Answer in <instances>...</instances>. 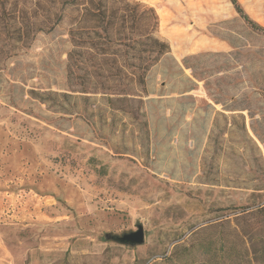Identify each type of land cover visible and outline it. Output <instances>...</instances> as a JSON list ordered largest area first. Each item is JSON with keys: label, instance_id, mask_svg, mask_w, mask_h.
<instances>
[{"label": "rangeland", "instance_id": "rangeland-1", "mask_svg": "<svg viewBox=\"0 0 264 264\" xmlns=\"http://www.w3.org/2000/svg\"><path fill=\"white\" fill-rule=\"evenodd\" d=\"M135 1L169 53L113 104L67 74L64 25L3 31L38 0L5 4L0 264H264V36L230 0ZM237 1L264 28V0ZM137 225L140 246L107 239Z\"/></svg>", "mask_w": 264, "mask_h": 264}, {"label": "trees", "instance_id": "trees-1", "mask_svg": "<svg viewBox=\"0 0 264 264\" xmlns=\"http://www.w3.org/2000/svg\"><path fill=\"white\" fill-rule=\"evenodd\" d=\"M7 1L0 2V21L11 12L6 9ZM230 3L251 29L264 36V28L244 14L237 0ZM37 5L40 15L33 10L26 14L27 21L21 26L7 23L3 31L16 42L30 45L37 34H50L64 25L71 46L67 53V74L69 77L79 74L81 93L100 91L110 104L140 98L133 88L144 92L148 72L169 53V45L155 36L159 25L155 10L138 1L38 0ZM15 12L20 16V10ZM21 15L25 16L22 12ZM30 95L46 104L55 94L30 92Z\"/></svg>", "mask_w": 264, "mask_h": 264}, {"label": "water", "instance_id": "water-1", "mask_svg": "<svg viewBox=\"0 0 264 264\" xmlns=\"http://www.w3.org/2000/svg\"><path fill=\"white\" fill-rule=\"evenodd\" d=\"M107 239L121 245L140 246L144 242V231L141 225H137L135 231H130L120 236L109 234L107 235Z\"/></svg>", "mask_w": 264, "mask_h": 264}, {"label": "crops", "instance_id": "crops-1", "mask_svg": "<svg viewBox=\"0 0 264 264\" xmlns=\"http://www.w3.org/2000/svg\"><path fill=\"white\" fill-rule=\"evenodd\" d=\"M229 6H228V4H226V9H227V11L230 13V8H228Z\"/></svg>", "mask_w": 264, "mask_h": 264}]
</instances>
